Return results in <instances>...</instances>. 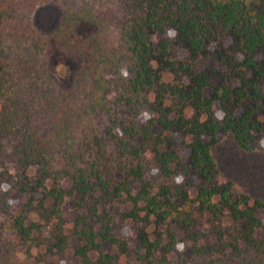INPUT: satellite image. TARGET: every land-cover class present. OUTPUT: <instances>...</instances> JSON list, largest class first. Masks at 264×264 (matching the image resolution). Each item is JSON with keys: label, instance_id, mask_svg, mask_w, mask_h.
I'll use <instances>...</instances> for the list:
<instances>
[{"label": "trees", "instance_id": "16d2710c", "mask_svg": "<svg viewBox=\"0 0 264 264\" xmlns=\"http://www.w3.org/2000/svg\"><path fill=\"white\" fill-rule=\"evenodd\" d=\"M47 1L0 0V161L10 163L22 180L32 169L38 188L55 202V217L65 198L78 195L81 209L83 200L96 195L97 202L131 205L133 218L140 210L155 226L179 223L192 242L185 258L174 232L167 242L143 233L127 264H264V160L255 159L261 156L255 149L264 142V0H58L62 26L73 20L96 25L93 34L67 43L78 67L64 90L42 85L45 46L30 27L31 13ZM170 31L192 57L220 36H230L231 49L240 57L237 63L234 56L229 59L236 72L227 77L213 69L188 70L186 87L164 90ZM152 32L158 34L156 44ZM219 77L212 95L204 96L209 80ZM108 91L113 92L110 99ZM165 102L178 105L173 117ZM146 107L152 116L137 122ZM119 109L133 116L117 120ZM188 109L195 112L191 117ZM98 115L107 120L106 127L94 126ZM154 125L192 137L186 164L174 150L161 149L165 135L153 133ZM220 134L231 142L228 160L238 155L246 161L243 182L252 193L235 194L233 176L215 183L223 164ZM154 167L166 177L196 176L195 195H189L188 187L143 181ZM63 180L71 182L69 190L63 189ZM135 181H142L137 189ZM47 182L52 183L49 189ZM19 185L21 192L27 190L23 182ZM5 199L0 196V211ZM205 213L210 231H194L196 215ZM84 218L78 212L81 228L60 237V257L77 237L82 245L73 255L83 264H115L113 254L100 253L102 243L122 245L109 223L93 229ZM2 230L0 226V264H28L14 258V245Z\"/></svg>", "mask_w": 264, "mask_h": 264}, {"label": "rangeland", "instance_id": "374dc122", "mask_svg": "<svg viewBox=\"0 0 264 264\" xmlns=\"http://www.w3.org/2000/svg\"><path fill=\"white\" fill-rule=\"evenodd\" d=\"M71 26H62L63 23V5L61 1L49 0L37 6L30 15V27L36 38L45 46L42 55V85L52 90H64L73 82V73L78 67V59L71 52L67 43L75 37H86L94 33L96 25L87 21H72ZM60 28L63 30V36L60 34ZM170 40L169 50L164 59V74L162 87L164 90H170L174 87H186L189 84L188 70L194 72H203L206 69H213L223 75H232L233 66L229 64V59L234 56L235 63L240 60L238 54H234L231 49L232 39L228 35H222L215 41L209 43L204 51L196 57L188 55L184 44L176 41V34L170 31L167 34ZM150 40L153 44L157 43L158 34L150 33ZM238 69V68H237ZM221 82V77L211 78L209 86L203 89V95L209 97L212 95L214 88ZM232 83L236 84L237 79L232 78ZM113 96L112 91L107 92L110 99ZM148 95V101H152V96ZM38 100V99H36ZM171 111L170 117L178 110V105L165 102ZM193 110H186V115H194ZM133 116L129 110L119 109L117 111V120H128ZM152 111L146 107L138 116L141 122L150 118ZM93 124L95 127L104 128L108 125L107 120L98 115L95 117ZM89 128V127H88ZM87 128V129H88ZM152 132L155 134L163 133L165 135V145L162 150H174L179 155V161L183 164L187 162L190 155V143L192 137L184 134L180 130L162 131L161 127L152 126ZM207 140V136H203ZM14 141V140H12ZM217 141L223 146L220 153L223 164L220 168L215 183H224L233 176L237 179L235 184V194L252 193L250 187H246L243 178L246 161L239 160L236 155L232 162L228 160L232 151L231 142L225 135H218ZM256 153L261 156H255V159L264 160V142L255 149ZM231 157V155H230ZM260 162V161H259ZM262 165V163H259ZM2 175H0V196L5 195L6 199L4 209L0 211V226L3 229V237L8 239L14 245V258L18 261H25L28 264H83L79 257L73 255L75 249L79 248L82 243L77 237L69 240V244L61 258L57 250V243L62 236H71L75 231L81 228L76 221L78 212L85 216L84 221L93 229L102 227V221L109 223L112 234L118 238L121 246H113L102 243L100 253H111L115 256V264L132 263L133 258L130 253H135L140 243V235L145 233L149 238L160 236L163 242L168 241V235L172 232L179 239L177 249L183 257H188L191 251L192 242L185 237L181 231L179 223H170L167 226H155L152 220H148L140 210L135 218L130 214L132 206L122 203L119 200L97 202L96 195L87 198L81 202L83 208L77 207L78 195L72 198H65L63 204L59 207V215L53 216L55 202L43 189L38 188L33 177L32 169L26 170L25 178L22 180L16 170L10 163L0 161ZM173 166V165H172ZM6 172V174H5ZM183 179L179 175L164 176L158 167L149 168L142 180L154 185L166 187L189 188V195L194 196L198 178L194 175ZM241 179V180H240ZM23 182L27 190L21 192L19 182ZM244 181V182H243ZM142 181H135L136 189ZM247 183V182H246ZM46 187H52L51 182H47ZM189 185V186H187ZM62 187L69 190L71 182L63 180ZM254 192V191H253ZM179 202V200H176ZM198 209L199 205H194ZM99 215V217H98ZM210 215L205 213L204 217L196 215L197 224L193 226L194 231L207 233L210 227L207 223ZM184 236V238H182ZM99 241V239H97ZM182 246V250H181ZM88 253H99L89 251ZM158 253V252H157ZM191 264V263H189Z\"/></svg>", "mask_w": 264, "mask_h": 264}, {"label": "clouds", "instance_id": "9594fccd", "mask_svg": "<svg viewBox=\"0 0 264 264\" xmlns=\"http://www.w3.org/2000/svg\"><path fill=\"white\" fill-rule=\"evenodd\" d=\"M181 250H182V246H181Z\"/></svg>", "mask_w": 264, "mask_h": 264}]
</instances>
